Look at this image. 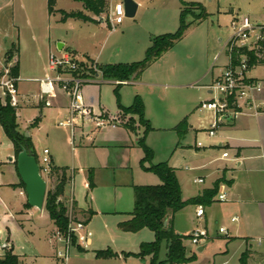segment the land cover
<instances>
[{
  "label": "rangeland",
  "instance_id": "obj_1",
  "mask_svg": "<svg viewBox=\"0 0 264 264\" xmlns=\"http://www.w3.org/2000/svg\"><path fill=\"white\" fill-rule=\"evenodd\" d=\"M138 1L141 5L133 18L123 16V22L118 26L109 21L111 28L105 23V28L97 36V42H100V45L103 44L104 56L110 55L111 63L129 64L142 61L152 37L174 34L180 26V11L182 9L180 0ZM116 2H122V0H107L111 6H114ZM185 2L199 3L202 11L192 10L193 14L186 16L187 27L181 40L165 51L157 60L148 64L137 77L135 76L138 83L121 86L118 94L115 93L116 87L111 84L81 86L79 94L73 102L76 110L87 112L84 117L78 114L74 120V124L84 135L90 134L96 127L92 119L95 118L93 115H98L96 120L100 126L113 121H117L118 126L121 125L118 121L121 119L117 118L119 106H131L135 97H139L142 101L144 120L149 123L151 130L144 133L145 125L140 124L138 118H134L137 133L135 131L123 135L121 132L105 129L95 139L93 146L80 148L76 147L77 145L74 143L73 149L72 142L70 143L69 128L58 125L59 122H63L64 115L60 117L50 115L45 111L47 108L43 110L44 117L42 118H39L41 114L31 110L21 113L22 123H27L34 116L38 118V127L26 124L28 126L26 133H28L31 142L33 141L37 161L41 160L42 150L46 148L63 166H67L69 169L74 166L78 169L74 176L68 173L66 197L70 198L72 194L79 206L85 209L111 212L99 214L86 224V229L91 232L92 239H97L96 248L113 254V257L108 260L109 264H149L148 257L141 259L135 256L139 248H137L139 246L137 240L152 242L155 239L154 234L143 229V232L138 234L141 235L140 237L131 236V234L123 235L122 233L125 232L119 230V224L114 225L121 216L114 212L120 210L130 212L134 207V194L131 185L154 186L161 182L155 174L142 169L141 161L144 153L140 140L143 139L144 145L152 154L150 161L145 162L143 167L150 168L160 163H166L169 167L172 164L175 165L180 171L179 178L183 189V198L189 197L194 190L199 188L200 186L192 184L191 178L199 174L197 168L203 164V161L202 158L195 157L193 152H195V147L197 149V143L203 146L199 149L200 152L210 149L207 142V130L213 121V114L206 110H197L196 107L199 103L210 98L207 95L208 90L204 87L213 83V75L218 74V67L224 63L223 56L217 63L214 61L216 54L221 51L222 43L231 33L229 28L230 11L234 9L239 12V16L249 15L251 19L253 17L249 10L253 9L254 14L264 17V5L258 7L259 0H185ZM59 6L66 11H83L81 4L72 0H61ZM11 16L8 9L0 14L1 43L12 39L8 35L11 34L9 29ZM196 18L198 19L196 20ZM109 31L111 34L106 38ZM75 39L79 38L75 36ZM79 41L83 48L82 37ZM51 45L52 53L60 56L61 51H57L53 42ZM80 62L83 65L82 71L87 70L83 73L89 75V80H94L95 75L99 74L101 81H105L98 70L97 65L99 64L89 63L87 60ZM27 64L28 72L33 73L32 69L34 68L30 65L31 63ZM0 71L2 72L3 69ZM47 72L51 78L57 76V73L51 71L48 65ZM261 72V67H255L250 75L259 76ZM36 85L30 87L33 94L37 93ZM52 88L56 96V104L51 102L52 108L71 110L70 95L63 92L58 83H53ZM0 99L3 103L1 95ZM103 109L113 116L108 118L107 114H100ZM63 113L65 112L63 111ZM183 120L192 124L199 131L191 130L188 134L186 133L187 135L179 138L174 126ZM114 140L123 145V148L113 144ZM178 141L179 144L176 146ZM182 149L190 152L181 153ZM185 166L192 169L185 170ZM88 172L93 173L96 188L85 187ZM46 185L47 193L53 188L54 182L46 179ZM15 198L16 209H19L25 198L20 196L18 191H16ZM17 220L16 217V224H2L0 221V246L8 242L12 254L30 256L32 264H49L47 255L52 252V249L47 243L44 231H51L53 224L46 209L43 207L42 210L35 209L31 212V224L36 226V230L30 228L29 224L25 226V229H21ZM170 223L169 225L172 226L176 234L186 237H190L191 233L197 229L205 231L204 221L195 219L191 208L185 209L184 207ZM28 231H31L33 235ZM205 240L201 241L199 245ZM183 244L187 257L191 253L195 254V260L189 264H212L214 254H211V248L199 253L196 251L197 246L191 244L190 238L184 240ZM75 248L76 246L70 247L67 264H75V262L78 264L77 260H74L77 255ZM57 250L63 251V244H59ZM91 250H89V256L84 258L86 264H94L95 253ZM165 253V243H162L159 252L160 261L165 259ZM96 259L101 260L102 258L96 256Z\"/></svg>",
  "mask_w": 264,
  "mask_h": 264
},
{
  "label": "crops",
  "instance_id": "obj_2",
  "mask_svg": "<svg viewBox=\"0 0 264 264\" xmlns=\"http://www.w3.org/2000/svg\"><path fill=\"white\" fill-rule=\"evenodd\" d=\"M60 1L61 0H55L54 12L49 15L47 10V0H0V14L8 9L10 10V13L12 15L9 25L11 34H8L10 35L9 37H12V39L8 42L6 41L5 43L0 42V70L5 67V53L9 51L12 46L17 45L18 52L16 53V55H14L12 63H17L19 68L17 82L19 103L18 107L16 108V122L18 125V130L21 134H24L28 131V126L26 124L31 126L32 122L35 119H38L34 116L27 123H22L20 120L21 113L26 110H31L36 113L38 112L39 114H41L39 118L44 117L43 110H45V108H47L45 111H47L50 115L53 114L56 117L64 115L63 122H59L58 125H61L62 123H65L68 119H70L71 112L69 109L52 108L51 102L56 104V96L53 91L52 84L57 82L51 83L50 95H43L40 89L39 80H53L55 78H51L47 72L48 57L50 54H53L51 45L52 42L56 46L57 51H61V54L71 53L79 61L89 59L99 65L119 64L111 63L109 60L110 55L108 57L104 56L103 44L100 45V42H97V36L99 32H101V30L105 28V23H107V25L111 28L108 16L113 10L114 6L116 4H121L122 2H116L114 6H111L107 3V0H104L106 3L107 11L105 14L96 17L92 13L86 11L81 3L80 4L83 8V11H66L63 8H60ZM133 1L137 3L138 10L141 5L140 2L138 0ZM262 4L264 5V0H259L258 7H260V5ZM61 11L66 13H82L85 16L95 20L96 23L83 22L75 19L61 21ZM249 13L251 14V17H253L251 19L249 18L252 23L264 24V17L254 14L253 9H250ZM229 15L231 22L235 16H239L240 14L238 11L232 9ZM246 16L250 17L249 15ZM110 34L111 31L107 33L106 38H108ZM75 36H77L79 39L82 37L84 41L83 48L80 45L81 43L79 39H75ZM59 44H61V49H58ZM43 59L45 60V62H43ZM27 63H31L30 65H32V67L34 68L32 69L33 73L28 72V69L26 67V65H28ZM255 67H261L262 72L259 76L250 75V77L256 80L264 81V62L256 65ZM255 67H253V69ZM218 68V74L213 75V79L220 74L221 67ZM34 75H37L39 78ZM135 78L136 77H133L130 81L127 82L126 85L138 83ZM105 83L115 85V83L111 81L100 82L99 80H93V82L84 83L81 86H100V84ZM35 84H37V93L33 94L30 90V87L31 85L35 86ZM58 84L61 88V84ZM207 86H205L204 88H206ZM207 95L210 96V98L208 99L210 100L211 95L208 91ZM259 100L264 102V91L260 95ZM203 103H199L200 105L198 104L196 109L204 110L202 108ZM63 111L65 113H63ZM101 113L107 114L109 116L108 118H111L113 116L104 109L100 111V114ZM119 113L120 110L117 113V117ZM93 116L95 118L92 119L96 127L94 131H92L88 135H84L81 130H78L75 124L73 127L63 126L69 128L71 136L70 143L72 142L71 145H73V149L75 147L74 143H76V147L80 148L90 145L93 146L95 139L99 136L100 132L105 129L113 130L115 132L118 131L123 135H127L128 133H130V131L127 130L124 126H118L117 122L115 121L98 126V121L96 120V116L98 115ZM38 124L39 122L37 123L36 127H38ZM179 124H176L174 127H177ZM187 125V134L191 130L194 132L199 131L192 124L187 123ZM4 138L7 139L1 128L0 221L2 222V224H16L17 217L18 226L21 229H25V226L29 224L30 228L36 230V226L33 225V223L31 224L30 220L31 212L36 208L26 207L27 198L24 193V188L22 187V181L17 172L14 147L8 139L4 141ZM116 141L117 140H114L113 144L123 148V145L118 144L119 142ZM207 142L209 143L208 145L210 149L206 150L205 148L206 151L200 152L199 149L203 148V146L201 145V147H197V149L195 147V152H193V155L195 157L202 158L203 164L197 168L199 174L194 175L191 178L192 184L200 187L194 190V192L189 197L183 198V189L179 178L180 171L175 165H170V167L175 170L176 178L181 190V199L183 202H187L192 198L200 196L203 191L212 189L214 183L217 180L223 179V182L219 185L218 194L221 192L225 193L227 200L223 203L217 202L216 195L211 200V203L209 205L204 206V218L203 220H197L204 221L205 231L207 232V239L203 243H201V245L197 246L196 251L198 249H201V252H204L205 250L211 248V254H214L212 264H240L239 259L244 252H247L248 254L246 264H264V107L260 111V114H258L257 116L251 114L244 115L239 117L233 123L226 124L223 127L219 128L213 137L208 136ZM31 143L34 149L33 141ZM178 144L179 141L177 142L176 146H178ZM43 150L48 149L44 148ZM180 152L188 153L190 151L182 149L180 150ZM223 153L228 154L227 158H222ZM49 158L53 167L67 169L66 175L68 180V173L74 176L76 170H78L74 166H72L71 169H69L67 166H63V164L57 162L56 158L52 156L50 152ZM184 169L191 170L192 168H188L187 166H185ZM196 179H201L203 182L201 184L194 183ZM93 182H95L94 175ZM94 185V188H96L95 183ZM133 186L139 185H131L132 190ZM85 187H88V182L87 185L85 184ZM16 191H18V194L20 196H23L25 198L24 201L21 202L22 204L19 209H16ZM60 201L65 205L66 208H71L76 220L84 222L85 224H88L93 217H96L99 214L111 213L96 212L89 208L85 209L82 206H79L78 202L75 200L72 194L70 198H67L65 195V190L64 194L60 197ZM187 208H191L192 214L195 217L196 205L185 206V209ZM131 211L129 212L120 210L119 212H114V214L116 213L121 215L115 221L114 225H118L121 222L128 221L130 219L129 214L131 213ZM90 212H92L93 214L90 215ZM179 212L175 213V215L169 214L167 222H171ZM219 228H224L225 233H219ZM44 232L47 243L52 249V252L47 255L50 261L49 264H58L55 253L59 243H56L54 239L56 227L53 224V229L51 231L46 230ZM141 232H143V230L137 233L122 234H131V236L140 237L141 235L138 234H140ZM28 233L33 235L31 231H28ZM97 243V239L91 238L90 241L85 245V247L81 248L80 246H76L75 249L77 255H75L76 259L74 260H77L78 264H86L84 258L86 256H89V250L92 249L91 251L95 253L93 261L94 264H109V258L101 260L96 259L97 252H104L96 248L98 245ZM142 243L150 242H142L139 239L137 240V245H139L137 246V248L140 247ZM0 247V258H2L7 252L11 251L8 242L1 244ZM192 255L195 256V254L191 253L189 257ZM16 256L19 257V262L21 264H32L33 262L30 256L20 254Z\"/></svg>",
  "mask_w": 264,
  "mask_h": 264
},
{
  "label": "trees",
  "instance_id": "obj_3",
  "mask_svg": "<svg viewBox=\"0 0 264 264\" xmlns=\"http://www.w3.org/2000/svg\"><path fill=\"white\" fill-rule=\"evenodd\" d=\"M73 1L81 3L86 11L92 13L96 17L105 14L107 11L104 0ZM180 4L182 6L180 11V26L176 33L152 37L151 44L146 50L145 57L140 62L97 65L103 79L111 82H128L133 77H137L138 74L142 73L148 64L157 60L165 51L172 48L176 42L181 40L184 30L187 27L185 24L186 16L193 14L192 10L202 11V7L199 3H186L185 0H180ZM54 5L55 0H47V10L49 15L54 12ZM60 14L61 21L75 19L83 22L96 23L95 20L82 13H66L61 11ZM197 19L198 18H196V20ZM17 52L18 46L14 45L5 53V67L8 66ZM86 60L89 63H93L92 60ZM82 66L83 65L81 64L80 67ZM18 70V64H13L10 67L11 76L18 78ZM85 70L82 71L80 68L72 74L74 76L88 78L89 75L83 73L87 72V70ZM1 76L2 73L0 72V78ZM114 86L116 87L115 93L118 94V90L122 85L115 84ZM7 101L8 100H6L5 103H2L0 99V127L7 139L12 143L15 156L17 157L21 149L24 147H27L34 153L30 138L25 139L24 135L18 130L16 108L11 107ZM119 110L120 113L117 118H120L121 120L118 121L130 132L136 131L134 118H138L139 123L145 125L144 133L152 129L149 123L144 120V108L139 97H135L133 104L129 107L124 108L119 106ZM37 123L38 119H35L32 122L31 127L37 126ZM175 130L179 138L183 137L188 131L186 120H183ZM140 145L144 153V157L141 161L142 169L155 174L161 182L159 185L154 186H133L134 207L129 214L130 219L119 223L118 228L121 232L125 233H137L143 229H147L154 234V241L150 243H142L139 247V252L135 255L141 259L148 257L150 259L149 264H188L195 260L194 255L186 257V251L183 244V241L190 237L176 234L172 226L169 225L171 223L167 222L168 215H174L188 205H209L211 200L218 194V188L223 182V179L217 180L212 189L203 191L200 196L192 198L187 202H183L175 170L169 167L166 163H160L157 166H151L150 168L143 167L145 162L150 161L152 154L144 145L143 139L140 140ZM34 156L36 158L35 153ZM66 170V168H56L51 165L48 179L52 180L54 185L52 189L47 191L44 201V208L47 211L50 221H52L56 230L63 236H66L68 228L67 208L64 204L58 202V199L64 194L65 187L68 183ZM87 182L89 189H93L95 185L92 172L88 173ZM22 187L24 188L23 184ZM26 207L30 208L28 204ZM92 214L93 213L90 212V215ZM162 243H165L166 253L165 259L160 261L159 252ZM73 244H75L74 239ZM96 256L98 258L108 259L113 257V254L109 251L97 252ZM247 258V252L242 253L239 259L240 264H246ZM0 264L21 263L19 262V257L9 251L0 258Z\"/></svg>",
  "mask_w": 264,
  "mask_h": 264
},
{
  "label": "built area",
  "instance_id": "obj_4",
  "mask_svg": "<svg viewBox=\"0 0 264 264\" xmlns=\"http://www.w3.org/2000/svg\"><path fill=\"white\" fill-rule=\"evenodd\" d=\"M124 10L122 4H116L108 16V20L113 25H120L123 22ZM230 35L223 43L221 51L216 55L214 63H217L221 56L224 57V63L221 65L220 74L213 79V83L206 89L211 95V99L202 104V108L213 114V121L207 132L209 137H213L216 131L226 124L233 123L239 117L244 115L260 114L264 107V102L259 100L264 91V81L256 80L250 77V72L258 64L264 62V24H254L247 16H235L229 24ZM80 62L71 53H62L60 56L50 54L48 57V67L51 71L57 73V76L51 80H39L41 93L50 95L51 83L61 84V89L68 93L72 100V109L70 110V119L62 126L73 127L74 119L78 114L85 116V110L79 111L73 106V102L79 94L81 84L93 82L90 78L74 76L72 73L82 69ZM3 68L0 78V95L3 103L6 100L13 108L18 107V78L12 77L10 67ZM100 75H95L94 80H99ZM116 85H126L127 82H114ZM98 126L100 124L97 123ZM197 147H201L197 143ZM228 154L223 153L222 158H227ZM38 162L39 173L46 181L51 169V161L48 150H43L42 158ZM201 179H196L194 183L201 184ZM226 194L221 192L217 194V202H225ZM60 201V198L58 199ZM63 204V203H62ZM205 208L202 205H196L195 217L203 220ZM68 228L66 236L61 235L57 230L54 234L56 243L63 244V251L56 250V259L58 264H67L69 249L71 246H85L92 238L91 232L86 229L84 222L76 220L73 211L67 208ZM219 233H225L224 228L218 229ZM73 239L75 244H73ZM207 239V232L204 230H195L191 233V244L198 246L201 241ZM46 264V263H42Z\"/></svg>",
  "mask_w": 264,
  "mask_h": 264
},
{
  "label": "water",
  "instance_id": "obj_5",
  "mask_svg": "<svg viewBox=\"0 0 264 264\" xmlns=\"http://www.w3.org/2000/svg\"><path fill=\"white\" fill-rule=\"evenodd\" d=\"M121 4L124 16L126 18H133L138 7L137 3L133 0H122ZM60 46L61 44H59L58 49H61ZM23 135L25 139L29 138L28 133L25 132ZM16 168L24 185L27 204L32 208L41 210L44 206L47 185L39 173V166L34 153L27 147L22 148L17 155ZM197 252H201V249H198Z\"/></svg>",
  "mask_w": 264,
  "mask_h": 264
}]
</instances>
